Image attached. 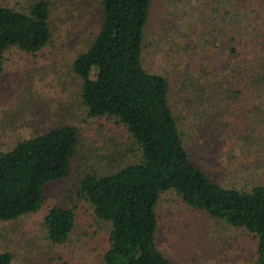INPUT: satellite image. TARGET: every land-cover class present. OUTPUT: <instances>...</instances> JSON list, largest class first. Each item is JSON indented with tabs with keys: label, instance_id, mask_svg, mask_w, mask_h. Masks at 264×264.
Instances as JSON below:
<instances>
[{
	"label": "rangeland",
	"instance_id": "rangeland-1",
	"mask_svg": "<svg viewBox=\"0 0 264 264\" xmlns=\"http://www.w3.org/2000/svg\"><path fill=\"white\" fill-rule=\"evenodd\" d=\"M34 1L0 0V6L23 9ZM47 1L50 42L35 55L14 47L4 52L0 152L60 125L74 126L79 144L69 176L46 185L39 210L0 221V252L12 253L11 264H103L110 227L77 196L78 181L86 171H117L140 153L114 118L87 115L72 70L98 29L99 1ZM262 55L264 0H151L143 66L168 78L185 149L226 187L264 185V80L258 83L262 70L254 77L250 64ZM53 205H75L76 224L63 244L45 238L43 217ZM156 213L157 245L173 264H253L257 240L247 230L187 206L172 191L160 195Z\"/></svg>",
	"mask_w": 264,
	"mask_h": 264
},
{
	"label": "trees",
	"instance_id": "trees-1",
	"mask_svg": "<svg viewBox=\"0 0 264 264\" xmlns=\"http://www.w3.org/2000/svg\"><path fill=\"white\" fill-rule=\"evenodd\" d=\"M98 1V29L76 55L72 70L81 79L87 115L114 118L140 153L139 161L117 171L103 175L86 171L78 181L77 196L110 227L102 263L173 264L156 239V205L162 193L172 191L187 206L251 233L257 240L253 264H264V185L248 190L226 187L197 167L184 147L170 105L168 78L143 66L151 0ZM51 37L47 0L23 9L0 6V74L7 49L35 55ZM250 64L254 77L255 69L262 70L258 78L262 83L264 55ZM78 144L77 129L60 125L0 152V221L39 210L46 185L69 176ZM42 223L52 245L67 242L76 224L75 205L51 206ZM12 260L11 252H0V264Z\"/></svg>",
	"mask_w": 264,
	"mask_h": 264
}]
</instances>
